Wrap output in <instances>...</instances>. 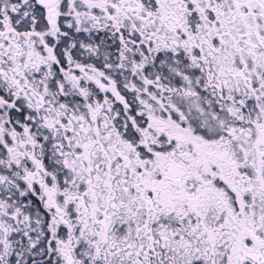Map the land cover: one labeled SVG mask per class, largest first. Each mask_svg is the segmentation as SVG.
<instances>
[{"label": "snow or ice", "instance_id": "1", "mask_svg": "<svg viewBox=\"0 0 264 264\" xmlns=\"http://www.w3.org/2000/svg\"><path fill=\"white\" fill-rule=\"evenodd\" d=\"M0 264H264V0H0Z\"/></svg>", "mask_w": 264, "mask_h": 264}]
</instances>
